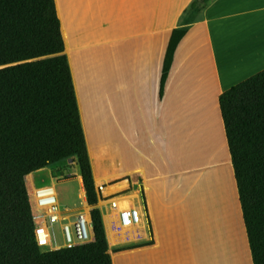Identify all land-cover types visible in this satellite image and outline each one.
Listing matches in <instances>:
<instances>
[{"label": "crops", "instance_id": "1", "mask_svg": "<svg viewBox=\"0 0 264 264\" xmlns=\"http://www.w3.org/2000/svg\"><path fill=\"white\" fill-rule=\"evenodd\" d=\"M55 1L95 185L110 199L130 186L139 191L121 202L141 209L134 228L109 229L101 209L113 264H241L231 242L234 218L246 238L242 254L248 247L253 264L219 96L264 70V0H211L192 21L184 18L193 0ZM178 28L187 31L161 98L163 64ZM104 45H112L110 89L107 61L96 51ZM104 112L115 132L95 141ZM178 149L187 168L178 164ZM56 168L28 174L29 194V179L35 183L44 171L54 187L55 178L71 174L56 176ZM76 173L86 196L80 168ZM200 177L204 229L194 224Z\"/></svg>", "mask_w": 264, "mask_h": 264}, {"label": "trees", "instance_id": "2", "mask_svg": "<svg viewBox=\"0 0 264 264\" xmlns=\"http://www.w3.org/2000/svg\"><path fill=\"white\" fill-rule=\"evenodd\" d=\"M210 1L193 0L189 11ZM186 31H172L161 98ZM219 104L253 264H264V70L224 91ZM70 158L92 206L94 240L42 251L26 177ZM224 173L232 181V171ZM101 199L56 1L0 0V264H113Z\"/></svg>", "mask_w": 264, "mask_h": 264}, {"label": "rangeland", "instance_id": "3", "mask_svg": "<svg viewBox=\"0 0 264 264\" xmlns=\"http://www.w3.org/2000/svg\"><path fill=\"white\" fill-rule=\"evenodd\" d=\"M201 16V12H191V11H187L184 20L185 21H192V20H197L199 17ZM99 52H103V56H101V59L107 61V78H106V84L108 85V88H112V84H113V72H112V45H104L102 47H99L96 51ZM94 51H91L90 53H93ZM90 59V58H89ZM90 66V64H88ZM93 84V82H92ZM124 93V91H123ZM126 94V91H125ZM93 115V114H92ZM104 117L101 118L102 120V124L104 127V130L102 131V134L95 133V135L93 136V139H95V141H99L102 137H110L111 134L113 133V124L109 119L108 113L105 114L104 112ZM91 121L92 124L95 126L96 125V121L95 118H93V116H91ZM95 122V123H94ZM115 132V131H114ZM221 133L223 134V130H221ZM140 138H137V142H140ZM178 144V143H177ZM126 151V150H125ZM178 153H179V160H178V164L181 165L180 167H185L187 168V166L185 165L184 162V158L183 155L180 151V149H178ZM128 156V152L126 153ZM225 160H221V161H213L210 162L212 164L211 167H214L216 165H219L221 162H223ZM209 163V164H210ZM57 168L55 170V174L56 176H59L60 174H67V173H71L70 175H64L62 177H57L55 178V190L57 193V198H58V202L60 204L61 208H64L67 205L70 206H74V207H78L81 208V202L84 200V192L82 191L83 189L81 188V184L79 182V176H77L78 174L76 173V169L79 170L78 168V164H77V160L76 158H70V159H66L63 160L62 162L56 164ZM107 170H111V169H107ZM39 175V180H37L35 183L30 180L29 182V188H30V192L33 193L34 190V184L37 186H42V185H47L50 184L48 183L50 175L48 171H44ZM119 174H112L110 178H114V177H118ZM67 177H69V180H67ZM127 176H123L122 179H118L119 181H123L126 180ZM42 179L44 181H42ZM46 183V184H45ZM138 187H136L137 189ZM196 188H198V192L196 194V200H195V211H196V215L194 218V224L196 227V222H197V228L198 229H204V213H203V196H202V189H203V177H200L198 179V182L196 184ZM101 192V189L98 188ZM135 188L134 186H130L128 188H126V190L122 193V196L120 197H115L118 199H122V198H133L132 194H135V192H139L134 191ZM134 192V193H133ZM102 194V192H101ZM31 195V194H30ZM105 197L102 195V199L99 201L98 205L100 206V208L103 210V212L106 214L107 216V222L109 225L112 224L111 219L108 216V210H107V206L106 203H104L105 201L109 200V203H112L113 201H110V198L104 199ZM30 199L32 200V207H34V198H32V196H30ZM117 199V200H118ZM108 203V204H109ZM84 208V207H83ZM34 211L36 212V208H34ZM197 218V219H196ZM234 225L232 227V229L230 228L233 237L231 238V242H233L234 246H236L238 248L239 254H240V259H241V264H249V250L247 247V244L245 247H247V251L246 254H242V244H244V238H245V234L243 237V232H242V227H241V223H239V220L237 218H234ZM242 221V220H241ZM121 229H125V228H121ZM51 232L53 233V239H54V244L57 245H65L66 241L61 233V223H56L52 226L51 228ZM246 241V238H245ZM53 250V249H51ZM244 256V257H243ZM251 262H252V258H251Z\"/></svg>", "mask_w": 264, "mask_h": 264}, {"label": "built area", "instance_id": "4", "mask_svg": "<svg viewBox=\"0 0 264 264\" xmlns=\"http://www.w3.org/2000/svg\"><path fill=\"white\" fill-rule=\"evenodd\" d=\"M34 196L37 203L36 212L32 208L35 222L34 234L42 251L77 246L94 240L91 219L92 206L89 205L85 195L81 202V208L70 205L61 208L55 187L52 184L38 186L34 191ZM116 208L117 205L114 202L107 205L108 212L116 215L122 228H134L140 225L143 220L142 211L138 207L131 205L118 211ZM59 222L61 223V233L66 241L62 246L54 244L51 232L52 226Z\"/></svg>", "mask_w": 264, "mask_h": 264}, {"label": "bare ground", "instance_id": "5", "mask_svg": "<svg viewBox=\"0 0 264 264\" xmlns=\"http://www.w3.org/2000/svg\"><path fill=\"white\" fill-rule=\"evenodd\" d=\"M38 187V186H37ZM37 187H35L34 188V190H33V193L31 192L30 194V196H32V198H34V207H32L33 209L34 208H37V203H36V198H35V196H34V191H35V189L37 188ZM118 198H116V199H114V200H110V201H113L114 203H116V205H117V208H116V210L118 211V210H120V209H122V208H125V207H128L129 206V204L127 205V206H122L121 205V202H123V200L122 199H118ZM104 203H106V205L105 206H107L108 205V203H109V200L108 201H105ZM31 204H32V200H31ZM108 216H109V218L111 219V221H112V225L114 226V228L115 229H121L122 227L120 226V224H119V222H118V220H117V217H116V215L115 214H111V213H108ZM125 229H131V228H125Z\"/></svg>", "mask_w": 264, "mask_h": 264}]
</instances>
